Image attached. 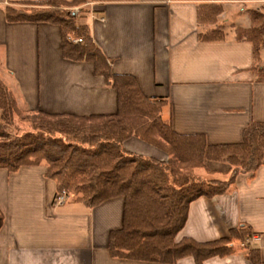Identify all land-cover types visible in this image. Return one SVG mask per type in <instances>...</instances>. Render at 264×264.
<instances>
[{"label":"crops","instance_id":"0c3cea01","mask_svg":"<svg viewBox=\"0 0 264 264\" xmlns=\"http://www.w3.org/2000/svg\"><path fill=\"white\" fill-rule=\"evenodd\" d=\"M21 1L0 0V78L18 106L79 116L115 113V89L94 74L91 62L63 58L56 24L6 21L4 7ZM200 4L223 6V39L199 37ZM239 4L264 12V0H101L87 2V23L111 71L134 76L144 96L164 100L160 115L175 133L202 135L209 145L236 144L247 124L264 122V81L253 69L264 65V48L255 62L252 44L235 37L236 27L250 26L247 13H228ZM123 146L168 158L135 136ZM229 167L225 160H206L197 172L223 179ZM45 172L44 164L13 172L0 167V264H169L112 257L108 237L121 227L123 198L87 207L73 197L56 205V185ZM241 224L251 230L247 245L258 249L264 264V155L257 171L239 174L229 192L193 200L175 239L209 241ZM173 264L195 263L184 257ZM203 264L252 263L235 252Z\"/></svg>","mask_w":264,"mask_h":264},{"label":"trees","instance_id":"16d2710c","mask_svg":"<svg viewBox=\"0 0 264 264\" xmlns=\"http://www.w3.org/2000/svg\"><path fill=\"white\" fill-rule=\"evenodd\" d=\"M88 1L101 0H25L17 2L20 7L5 6L4 14L8 22L56 24L63 58L92 63L94 74L116 91V112L79 116L25 111L0 78V167L13 172L44 164L46 177L55 182V197H74L87 207L121 196L122 224L108 237L114 258L173 264L191 257L195 264H203L212 257L242 252L252 264H263L258 249L246 244L252 232L243 224L209 241L175 237L193 200L229 192L239 174H254L262 165L264 122L247 124L236 144L209 145L202 135L175 133L160 115L163 99L147 98L134 76L111 71L89 30ZM246 11L250 26L236 27L235 37L252 44L257 62L264 48V12ZM222 12L221 4L198 6L201 39L225 37L218 20ZM253 69L257 80L264 81V65ZM14 115L26 122L27 129L11 130ZM132 136L166 152L167 160L127 151L123 142ZM206 160H225L230 166L227 176L214 179L198 173ZM2 221L0 212V227Z\"/></svg>","mask_w":264,"mask_h":264},{"label":"rangeland","instance_id":"374dc122","mask_svg":"<svg viewBox=\"0 0 264 264\" xmlns=\"http://www.w3.org/2000/svg\"><path fill=\"white\" fill-rule=\"evenodd\" d=\"M249 7L250 6L247 5V4H244V5L239 4V5L235 6L234 9L229 7V12L228 13H231V12L234 13L236 11L238 12V10L239 11L241 10L243 13H247L246 10ZM263 7H264V5H263ZM222 8H223V6H222ZM70 9L77 10L76 7L75 8L73 7V8H70ZM230 26L233 27L234 25L231 24ZM20 118L21 117H19L17 115L13 116V123L11 125V130H13V132H17V130L27 129L26 128V122L22 121Z\"/></svg>","mask_w":264,"mask_h":264},{"label":"built area","instance_id":"2783aa9c","mask_svg":"<svg viewBox=\"0 0 264 264\" xmlns=\"http://www.w3.org/2000/svg\"><path fill=\"white\" fill-rule=\"evenodd\" d=\"M99 19H100V21H103L104 18L101 17ZM65 199H66V196L62 194L61 196L54 197V203L56 205H60L64 202ZM246 244H247V241H246Z\"/></svg>","mask_w":264,"mask_h":264}]
</instances>
